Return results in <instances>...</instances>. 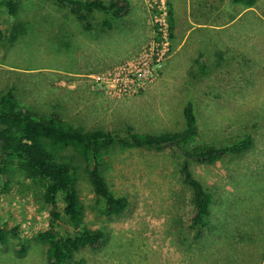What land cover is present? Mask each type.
Wrapping results in <instances>:
<instances>
[{
	"label": "rangeland",
	"instance_id": "1",
	"mask_svg": "<svg viewBox=\"0 0 264 264\" xmlns=\"http://www.w3.org/2000/svg\"><path fill=\"white\" fill-rule=\"evenodd\" d=\"M124 6L120 19L88 14V30L55 0H19L13 17L0 11V97L121 137L179 132L191 103L198 141L218 149L249 138L251 146L212 163L189 160L212 196L204 228L190 226L192 193L175 145L112 148L101 171L128 201L119 216L101 215L86 165L76 162L83 222L105 242L64 264H264V0L240 10L228 0ZM11 169L5 187L0 178V225L19 236L0 249V264H48L35 240L50 220L42 188ZM19 240L24 255L13 251Z\"/></svg>",
	"mask_w": 264,
	"mask_h": 264
},
{
	"label": "trees",
	"instance_id": "2",
	"mask_svg": "<svg viewBox=\"0 0 264 264\" xmlns=\"http://www.w3.org/2000/svg\"><path fill=\"white\" fill-rule=\"evenodd\" d=\"M55 1L82 20L86 30L90 28L86 20L88 14L101 13L114 19L128 14L124 0ZM228 1L240 6V10L253 8L258 0ZM18 5L19 0H0V11L5 10L9 17H13ZM2 37L0 28V40ZM5 94L0 97V178L5 187L11 168H17L27 179L41 186L42 202L49 208L50 220L47 228L35 235V240L46 246L48 264H64L80 250L99 249L105 242L102 230H91L83 222L84 207L78 195L79 169L76 162L82 161L86 165L83 171L88 176L97 202L101 204V215L119 216L127 209L128 201L125 197L114 196L109 190L101 171V162L107 159L114 147L159 150L166 144L175 143L183 158L180 170L183 183L192 193L193 207L188 218L190 226L204 228L210 217L212 196L193 177L189 160L212 163L227 153L241 152L251 146L249 138L218 149L198 141L197 120L191 103L182 107L183 125L179 132L155 136L127 134L121 137L100 131L83 132L67 125L56 114L40 116L20 106L10 94ZM67 152L68 155L65 154ZM59 199L61 210L58 208ZM18 232L17 226L7 230L0 225V249L7 248L9 237L18 238ZM13 251L24 255L27 244L19 240Z\"/></svg>",
	"mask_w": 264,
	"mask_h": 264
},
{
	"label": "water",
	"instance_id": "3",
	"mask_svg": "<svg viewBox=\"0 0 264 264\" xmlns=\"http://www.w3.org/2000/svg\"><path fill=\"white\" fill-rule=\"evenodd\" d=\"M172 146L175 145V143H170Z\"/></svg>",
	"mask_w": 264,
	"mask_h": 264
},
{
	"label": "crops",
	"instance_id": "4",
	"mask_svg": "<svg viewBox=\"0 0 264 264\" xmlns=\"http://www.w3.org/2000/svg\"><path fill=\"white\" fill-rule=\"evenodd\" d=\"M211 31H217V30H211Z\"/></svg>",
	"mask_w": 264,
	"mask_h": 264
}]
</instances>
